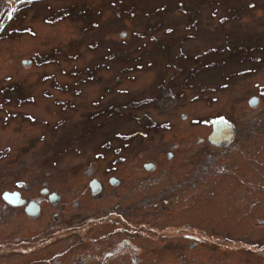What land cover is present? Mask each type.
<instances>
[{"label":"rangeland","instance_id":"374dc122","mask_svg":"<svg viewBox=\"0 0 264 264\" xmlns=\"http://www.w3.org/2000/svg\"><path fill=\"white\" fill-rule=\"evenodd\" d=\"M9 18L0 264L89 248L87 216L111 213L139 217L132 237L156 250L151 264H264V0H40ZM204 163L219 167L193 194L184 186ZM14 189L42 199L36 216L3 202ZM41 236L62 243L48 261L35 257Z\"/></svg>","mask_w":264,"mask_h":264},{"label":"flooded vegetation","instance_id":"af4514ba","mask_svg":"<svg viewBox=\"0 0 264 264\" xmlns=\"http://www.w3.org/2000/svg\"><path fill=\"white\" fill-rule=\"evenodd\" d=\"M40 0H0V5L3 7L2 9H0V32L1 30H3L4 28V22L6 19L11 20L16 12L25 4H29V3H36L39 2ZM20 13V12H19ZM234 130L236 131V129H234V125H232L231 128L228 129L227 132V136H232L234 133ZM219 140L215 141L216 145H221L218 143ZM171 154H173L172 152H170ZM210 153L208 154V157H210ZM150 162V161H148ZM147 161L143 163V167L151 170L153 169L154 165H146ZM211 165L208 163H204V165L202 166L201 170H199L197 168V171L194 172L192 174V177H194V180L190 181L189 186H184L188 189H190V192L193 194H197L198 193V189L199 186H197L196 180H199L202 178V173L205 172L207 174H214V172H216L217 167L219 166H214V167H210ZM194 171V170H193ZM229 172V171H227ZM204 174V173H203ZM235 174V173H234ZM233 174V175H234ZM237 176L238 173L236 172ZM238 179H240V177H237V179H234L233 181H238ZM109 182L111 184H116L115 179L114 178H109ZM91 183V182H90ZM89 183V184H90ZM97 185L94 193L96 192H100L101 190V185L99 182H97L95 180V184L94 187ZM197 187V189L195 190V188ZM3 202L5 204H9L10 206H13V204L16 206H23V210L25 211L23 214L28 218V217H33L36 215L33 214H29L26 212V206L28 205V203H31L30 200L28 199H24V198H18L16 199V201L14 202L13 200L11 201V203H9L7 200L3 199ZM49 200V199H47ZM51 201V200H49ZM39 205L42 202V199H40ZM51 202H58L57 200H53ZM167 205V204H166ZM40 207V206H39ZM88 215L87 217H89V223L88 226H84L83 230L80 231V233L82 234V239L87 242L90 247L83 249V250H73L70 251L68 253V256L63 255L68 249H61L58 250L57 252H55V255L58 256L57 259H53L54 255L52 256V258L50 259V255L54 254V249L57 248L60 245H57L55 247H51L52 249H49L48 247H44L45 245H42V236H41V240L39 241L40 244L39 245H33L34 247H37L35 250L37 252H39L38 255H35V257H39L40 255L43 256L44 260H51L50 264H151V262L153 261L151 259V261H149L150 258H155V253L156 250L150 246V248L148 250H150L153 253H148L145 250V253L143 252L142 249H140L139 246H137L136 242L134 241L135 239H133V234H137L138 236H140L141 234L136 233V231L139 229V225H137V223H139V217L133 215H125L123 216L122 214H99V215H94L92 216ZM143 217V216H141ZM227 217V216H225ZM136 219V223H133V219ZM229 218L228 221L232 222L233 219L232 217H227ZM138 219V220H137ZM259 222L257 221V224L262 222L261 218H258ZM143 222V221H142ZM107 227L106 228L104 227ZM70 231V233L68 234L70 239H74V232H78L79 231L77 229H68ZM98 230V231H96ZM107 231V232H106ZM205 231V230H203ZM189 232V231H188ZM117 234H119L122 238L121 239H117L116 236ZM144 233H142L143 236ZM189 234L191 235H196L194 232H189ZM208 234V233H207ZM215 236L214 234H210ZM141 236V237H142ZM145 236V235H144ZM147 237V236H146ZM148 238H150L148 236ZM192 237H189V239H191ZM52 240H54L55 242L57 241V244H59V241L64 240V242L66 241V239H60L59 237L55 236V238H53ZM63 242V243H64ZM134 242V243H133ZM195 242V241H194ZM193 241L190 242V248L194 247L196 244H198V242L196 241V243H194ZM138 243V242H137ZM136 244V245H134ZM140 244V243H139ZM33 247V248H34ZM42 248H47V251L42 253ZM32 248L29 247V250H31ZM59 251H62L60 253H58ZM23 253V251L21 250L20 254ZM161 252L159 251V254ZM50 254V255H49ZM49 255V256H47ZM63 255V257H61V261H59V257ZM163 258V256H162ZM25 260L24 257H22L20 255L19 264H30V261H23ZM68 261V262H67Z\"/></svg>","mask_w":264,"mask_h":264},{"label":"water","instance_id":"95a60500","mask_svg":"<svg viewBox=\"0 0 264 264\" xmlns=\"http://www.w3.org/2000/svg\"><path fill=\"white\" fill-rule=\"evenodd\" d=\"M123 34H124V32H123ZM248 101L250 104L255 105L258 101V97L252 96ZM2 196L4 198L10 200V201L13 200L14 202L16 201V199H18L20 197L19 193L17 191H8V190L4 191L2 193ZM50 197L52 198V196H50ZM38 208H39L38 204L36 206L30 204V205L26 206V211L28 212V211L36 210Z\"/></svg>","mask_w":264,"mask_h":264},{"label":"bare ground","instance_id":"6f19581e","mask_svg":"<svg viewBox=\"0 0 264 264\" xmlns=\"http://www.w3.org/2000/svg\"><path fill=\"white\" fill-rule=\"evenodd\" d=\"M252 106H255V105H252ZM94 191H95V190H94ZM53 194L57 195V194L54 193V192H53ZM38 212H39V208L36 209V210L29 211L28 213H29V214H33V215H36Z\"/></svg>","mask_w":264,"mask_h":264},{"label":"snow or ice","instance_id":"6c2138e0","mask_svg":"<svg viewBox=\"0 0 264 264\" xmlns=\"http://www.w3.org/2000/svg\"><path fill=\"white\" fill-rule=\"evenodd\" d=\"M222 119V118H221Z\"/></svg>","mask_w":264,"mask_h":264}]
</instances>
